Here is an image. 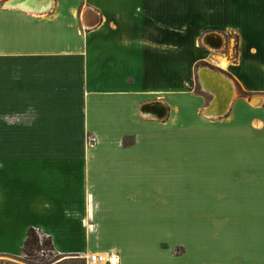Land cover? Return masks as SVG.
<instances>
[{
  "label": "crops",
  "instance_id": "0c3cea01",
  "mask_svg": "<svg viewBox=\"0 0 264 264\" xmlns=\"http://www.w3.org/2000/svg\"><path fill=\"white\" fill-rule=\"evenodd\" d=\"M6 1L0 257L264 264V0Z\"/></svg>",
  "mask_w": 264,
  "mask_h": 264
},
{
  "label": "rangeland",
  "instance_id": "374dc122",
  "mask_svg": "<svg viewBox=\"0 0 264 264\" xmlns=\"http://www.w3.org/2000/svg\"><path fill=\"white\" fill-rule=\"evenodd\" d=\"M229 38H230L229 48L224 49V44H223L221 46V49H219L217 53H219V55L223 53H227L230 59H234L236 55L237 38L233 33L229 34ZM223 62L225 63V61ZM234 92H236L235 88H234ZM88 141L91 142L92 140L88 139ZM90 226L91 225L89 224L88 227ZM42 249L43 250L40 252L35 251L33 253V256H24V255H21L20 257L2 256L0 257V264H86L84 260H80L78 258H65L62 256H58L55 252L53 253L50 252L49 248L46 246H43Z\"/></svg>",
  "mask_w": 264,
  "mask_h": 264
},
{
  "label": "water",
  "instance_id": "95a60500",
  "mask_svg": "<svg viewBox=\"0 0 264 264\" xmlns=\"http://www.w3.org/2000/svg\"><path fill=\"white\" fill-rule=\"evenodd\" d=\"M38 2H39V0H9L8 2H6L4 4V7H6V8H18V9L25 10V11L31 12V13H44V12H47L51 7L50 6L48 10H43V11L41 9L33 10L31 8V6L33 5V3L37 4ZM207 38H209V36ZM221 46H222V41H220V45L218 46L217 49H220ZM204 70H206V69H201L199 71L201 82H202L201 75H202V72H204ZM212 95H213V99H212L210 105L205 108V110L203 112L204 116L205 117H219V116L224 115L227 110L224 111L223 113H221V109L220 110L218 109V111H217V106L220 103L219 100H222L224 105L228 104V101L231 103V100H232L231 99V92L229 93L230 96H228V98H226L224 96L225 94L223 96H221L220 98H219V96L214 95V93H212Z\"/></svg>",
  "mask_w": 264,
  "mask_h": 264
},
{
  "label": "trees",
  "instance_id": "16d2710c",
  "mask_svg": "<svg viewBox=\"0 0 264 264\" xmlns=\"http://www.w3.org/2000/svg\"><path fill=\"white\" fill-rule=\"evenodd\" d=\"M43 246L48 247L50 252H54L51 240L39 234L36 230L30 228L27 231V236L22 247V255L33 256L35 251H42Z\"/></svg>",
  "mask_w": 264,
  "mask_h": 264
},
{
  "label": "bare ground",
  "instance_id": "6f19581e",
  "mask_svg": "<svg viewBox=\"0 0 264 264\" xmlns=\"http://www.w3.org/2000/svg\"><path fill=\"white\" fill-rule=\"evenodd\" d=\"M16 4V3H15ZM51 5L49 4V5H45V7H41L40 8V6H39V4L37 5L36 3H33V5L31 6V8L33 9V10H36V9H41L42 11L43 10H48L49 9V7H50ZM35 7H37V8H35ZM89 12V14H90V11H88ZM96 22L97 21H93L92 19H91V22H89V25L90 26H93V25H95L96 24ZM217 39V38H216ZM220 41H221V39H219L218 38V40L217 41H215V42H213V41H211V42H208L209 43V45H211V46H213V48H218V46L220 45ZM205 73H207V69L206 70H204V72H202V75H201V79H202V84H203V87H204V85H205V83H206V81H205V77H204V74ZM218 77H220V78H222L225 82H228V83H230L227 79H225L223 76H221V75H218V74H216ZM218 81V80H217ZM216 81V82H217ZM232 86V85H231ZM232 89H231V99H232V97H233V92H234V88H233V86L231 87ZM205 89V88H204ZM206 90V89H205ZM229 105H230V102L228 101V104H226L225 105V108L221 111V113H223L224 111H226L227 110V108L229 107Z\"/></svg>",
  "mask_w": 264,
  "mask_h": 264
},
{
  "label": "built area",
  "instance_id": "2783aa9c",
  "mask_svg": "<svg viewBox=\"0 0 264 264\" xmlns=\"http://www.w3.org/2000/svg\"><path fill=\"white\" fill-rule=\"evenodd\" d=\"M86 264H118L116 256H107L104 254H91L85 260Z\"/></svg>",
  "mask_w": 264,
  "mask_h": 264
}]
</instances>
